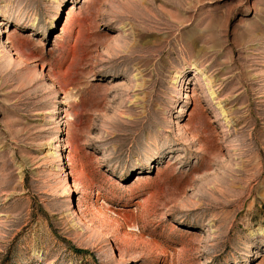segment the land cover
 Listing matches in <instances>:
<instances>
[{"label":"rangeland","instance_id":"obj_1","mask_svg":"<svg viewBox=\"0 0 264 264\" xmlns=\"http://www.w3.org/2000/svg\"><path fill=\"white\" fill-rule=\"evenodd\" d=\"M0 264H264V0H0Z\"/></svg>","mask_w":264,"mask_h":264}]
</instances>
